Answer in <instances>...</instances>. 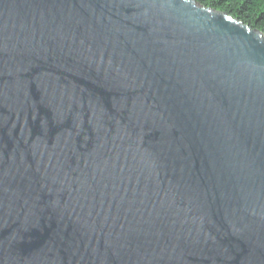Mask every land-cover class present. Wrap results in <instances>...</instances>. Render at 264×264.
<instances>
[{
    "label": "water",
    "instance_id": "95a60500",
    "mask_svg": "<svg viewBox=\"0 0 264 264\" xmlns=\"http://www.w3.org/2000/svg\"><path fill=\"white\" fill-rule=\"evenodd\" d=\"M0 264H264V33L0 0Z\"/></svg>",
    "mask_w": 264,
    "mask_h": 264
},
{
    "label": "trees",
    "instance_id": "16d2710c",
    "mask_svg": "<svg viewBox=\"0 0 264 264\" xmlns=\"http://www.w3.org/2000/svg\"><path fill=\"white\" fill-rule=\"evenodd\" d=\"M199 5L225 12L264 33V0H195Z\"/></svg>",
    "mask_w": 264,
    "mask_h": 264
}]
</instances>
